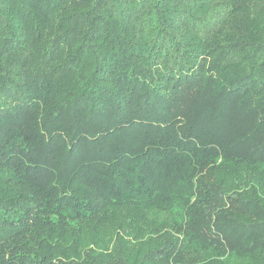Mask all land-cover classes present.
Wrapping results in <instances>:
<instances>
[{
    "label": "trees",
    "instance_id": "16d2710c",
    "mask_svg": "<svg viewBox=\"0 0 264 264\" xmlns=\"http://www.w3.org/2000/svg\"><path fill=\"white\" fill-rule=\"evenodd\" d=\"M0 264H264V0H0Z\"/></svg>",
    "mask_w": 264,
    "mask_h": 264
}]
</instances>
